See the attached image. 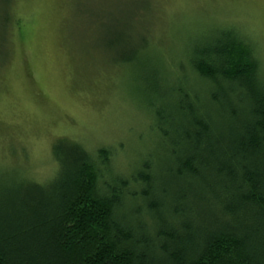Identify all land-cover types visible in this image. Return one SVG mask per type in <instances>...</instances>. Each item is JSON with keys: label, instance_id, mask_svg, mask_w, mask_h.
I'll list each match as a JSON object with an SVG mask.
<instances>
[{"label": "trees", "instance_id": "16d2710c", "mask_svg": "<svg viewBox=\"0 0 264 264\" xmlns=\"http://www.w3.org/2000/svg\"><path fill=\"white\" fill-rule=\"evenodd\" d=\"M4 1L0 70L20 26ZM115 35L130 65L153 51L144 41L128 56ZM187 52L175 73L158 61L145 82L156 167L152 151L114 176L108 150L59 138L51 181H0V264H264L260 63L233 27Z\"/></svg>", "mask_w": 264, "mask_h": 264}, {"label": "rangeland", "instance_id": "374dc122", "mask_svg": "<svg viewBox=\"0 0 264 264\" xmlns=\"http://www.w3.org/2000/svg\"><path fill=\"white\" fill-rule=\"evenodd\" d=\"M11 14L20 26L0 70V181H51L59 138L108 150L114 176L152 151L156 167L145 82L158 61L175 73L189 44L215 28L240 32L264 79V0H14ZM117 33L128 56L144 41L153 51L130 65L110 46Z\"/></svg>", "mask_w": 264, "mask_h": 264}]
</instances>
